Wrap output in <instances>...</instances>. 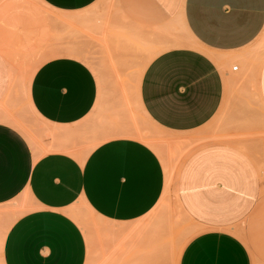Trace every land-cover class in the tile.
<instances>
[{
  "label": "crops",
  "instance_id": "crops-1",
  "mask_svg": "<svg viewBox=\"0 0 264 264\" xmlns=\"http://www.w3.org/2000/svg\"><path fill=\"white\" fill-rule=\"evenodd\" d=\"M80 19L82 48L72 46V37L58 38ZM175 22L203 49L173 45L169 29ZM104 29L113 36L116 70L101 41ZM167 33L175 47L148 63L139 101L153 124L195 142L194 164L183 169L179 186L181 204L203 230L188 242L180 264H253L239 227L264 205L262 164L250 144L240 149L237 141L213 138L232 126L234 116L219 126L225 77L206 51L220 55L228 73L236 57L238 70L250 77L248 55L241 56L264 38V0H0V210L33 207L0 234L3 264H86L87 237L66 212L82 201L115 223L133 222L160 205L165 164L133 130L125 95L113 83L133 76L148 44L159 45ZM75 49L91 64L68 53ZM25 65L39 66L27 97L49 127L37 149L4 120L19 115V108L25 115ZM93 66L101 67L102 91ZM257 67V96L264 104V61Z\"/></svg>",
  "mask_w": 264,
  "mask_h": 264
},
{
  "label": "rangeland",
  "instance_id": "rangeland-1",
  "mask_svg": "<svg viewBox=\"0 0 264 264\" xmlns=\"http://www.w3.org/2000/svg\"><path fill=\"white\" fill-rule=\"evenodd\" d=\"M111 4L113 5L114 2L112 1ZM112 7L113 6L110 8ZM41 8L46 9L43 6H41ZM177 23L180 25V29L176 27ZM177 23L175 22L174 24V33L182 39L184 47L203 49L192 39H188L182 24L179 22ZM81 24V19L78 21H73L72 25H70L68 29H65L61 33L59 32L58 38L60 39L61 37L65 36L72 37L74 42L72 46L82 48L81 44L79 43L82 33ZM86 35H88V33H86ZM168 36V33L165 34L166 39L162 38L159 45L156 43L153 45L148 44L150 49L147 50V58L145 59L144 64H142L143 60H139L140 64L135 65L130 70L134 73L133 76L126 78V81L113 83L114 87L121 89L125 95L123 98V102L126 103L125 109H127L125 113L127 115L128 121H130L132 124L133 130L138 128L142 133L149 136L153 143H155L156 148L151 144L150 146L159 154L161 158L163 154L165 159H167L169 162L171 169L170 171L173 176L169 178L170 185L169 187L167 186V196H165L164 199L160 201V205H157L145 217L138 220H133V222L129 223H115L106 219L103 220L98 215L90 212L85 207L83 202L80 205L70 208L71 210L75 211L76 214L81 216V221L83 223L86 222L85 224L81 222V224L75 220L81 226L87 237L89 254L86 264H180L182 253L188 242L196 234L203 230V226L195 222L194 218L185 209V206L181 204L179 186L180 175L183 169L187 167V165L192 166L194 164V156L190 157V154L192 153L193 147L195 146V142L191 143L192 141L181 140L176 136L164 132L163 129L153 124L147 113L143 111V106L139 101L140 79L148 63L159 53L175 47L169 45ZM187 40H190L191 42H187ZM101 41L103 46L106 48V55L108 57L109 63L114 66L116 61L115 57L113 56V51L110 49L113 43L112 33H107V31L104 29ZM9 52L20 53L21 51L10 49ZM206 52L209 55L213 54L214 59L223 70L225 77V96L223 105L221 107V111H223V113L222 115H219V117H222L217 119L219 126L222 127L225 122L229 120L228 118L231 117V115L234 116L232 118V126L227 131H217L218 133H216L213 138L237 141L239 142L240 149H242L243 143H248L257 149L256 154L258 156V160H260L262 164V170L259 168L258 169L262 179L264 180V104L263 102H259V98L257 96L258 92L256 87H258V79L254 76H248L244 79H240V77L243 76L240 69L234 72L237 73L241 71L240 75L242 76H234V72L232 71L233 65H240V61H238L236 57L230 59V61L233 60V64L230 63L231 71L228 73L227 65L222 62V57L220 55L211 51ZM24 53L25 58H27L26 61L31 62L28 61L29 49L27 48ZM247 55L248 58H250V61H253L255 65L258 64L259 60L264 57V38H262L261 43L255 44L250 52L246 53V55H242V59L244 56L247 57ZM87 61L91 64V60L89 58H87ZM242 62L243 60H241V64ZM34 66L35 65L20 66V72L23 73L22 77L23 81H25V87L23 86V92L26 97L25 115L22 114V109L19 108V115H16L15 117L13 114H9V117L21 121L24 126L28 127L30 131L33 132V135L35 134V138L37 137L36 140L40 141L39 139L44 135L45 131L49 130V127L43 120L34 115L28 106L27 76L30 75V71ZM92 68L97 74L100 90L102 91V89H104L105 82H103L104 77L102 76L101 67L93 66ZM233 76L237 77V79H240L242 85L245 84V87H240L241 84H238V86H236L237 84L234 86L230 85V80L233 79ZM243 80L245 81L244 83ZM130 94L132 97L129 96ZM242 106L245 107L244 110L241 109ZM227 107L229 109L226 111V113H224V110H226ZM223 114L225 118L223 117ZM119 117L120 116L117 113L115 116L116 122L119 121ZM125 117V115L122 116V118ZM214 123H216V120L213 122V124ZM22 132L24 133V131ZM206 135L210 136L209 133ZM208 138H205V140ZM249 156L257 165V158L251 156L250 154ZM187 157L190 158L188 159ZM1 210L0 234L2 231L7 230L8 226L9 228L11 227L13 221L18 215L25 212L21 205H11L8 208H1ZM5 216L8 217L4 218ZM137 226L140 227L141 232L132 233L133 227ZM239 229L242 231L244 242L249 247L253 264H264V205H256L248 217L242 221ZM177 233L178 235L176 236ZM158 249L160 251H158ZM158 252L159 255H157ZM150 260L153 262L151 263ZM0 264H2L1 252Z\"/></svg>",
  "mask_w": 264,
  "mask_h": 264
},
{
  "label": "bare ground",
  "instance_id": "bare-ground-1",
  "mask_svg": "<svg viewBox=\"0 0 264 264\" xmlns=\"http://www.w3.org/2000/svg\"><path fill=\"white\" fill-rule=\"evenodd\" d=\"M174 29H169V34H170V40L171 41H175L174 43H173V45H175V46H180V45H183V41H182V39L178 36V35H176L175 33H174ZM184 32H186V36H187V38L189 39H192L194 42H195V38L194 37H192V35L190 34V32L188 31V30H186L185 29V31ZM160 35H162L161 33H160ZM165 36V35H164ZM156 37H158V36H156ZM160 38H161V36H160ZM164 38V37H163ZM194 38V39H193ZM192 41V42H193ZM187 42H191L190 40H187ZM169 44H170V42H169ZM172 45V46H173ZM197 46V45H196ZM70 55H73V56H76V57H78V58H80V59H83V60H86L87 61V57H85L84 55H82L78 50H71V51H69L68 52ZM10 57V56H9ZM247 60H246V66L249 64V67H248V69H250L249 70V74H251V76H254L255 78H257V75H258V67H257V64L255 65V63H253V61H250V58H246ZM264 61V57H262L260 60H259V62L258 61H256V62H258V64H261L262 62ZM251 64H252V66H251ZM254 65V66H253ZM16 66V65H15ZM14 66V64H13V68L15 69L16 67ZM234 66H236V65H233V67ZM238 66V65H237ZM39 68V66L38 65H35L34 67H32V69H31V71H30V75H28L27 76V78H28V85H27V87H29L30 86V83H31V80H32V77H33V75H34V73L36 72V70ZM248 69H246V70H248ZM16 70V69H15ZM16 71H18V70H16ZM14 74H16V72L14 73ZM242 75H244V74H242ZM242 75H240V76H242ZM247 75V74H246ZM246 75L245 76H242V77H240V79L242 78V79H244V78H246ZM235 76V75H234ZM233 76V79H231V83H232V86H234V85H236V86H238V84H241V86L240 87H245V84L244 85H242V83H241V80L240 79H237V77H234ZM16 77V76H15ZM245 81L243 80V83H244ZM27 83V82H26ZM257 83V82H256ZM138 87V86H137ZM256 88H258V87H256ZM128 99V98H127ZM129 100V99H128ZM28 106H29V108H30V110L32 111V113L34 114V115H36L38 118H40L39 117V115L37 114V112L35 111V109L33 108V106L31 105V103H29L28 102ZM41 119V118H40ZM4 120H6L7 122H9L10 124H12L13 126H16V127H18V129L20 130V131H24V135L25 136H27L28 137V140H30L31 141V143H32V145L37 149V147H38V144H37V140H36V138H35V134L33 135L32 133L33 132H31L30 131V129L28 128V127H26V126H24V124L21 122V121H19V120H17V119H12V118H10V117H8V118H4ZM43 120V119H42ZM147 120V119H146ZM28 128V129H27ZM30 131V132H29ZM128 131V130H127ZM130 132H132V131H130ZM54 134V133H53ZM52 134V135H53ZM121 134H126V132H122ZM139 137L141 138V139H143L144 141H146V142H148V143H150L151 145H153V147H155V143H153V141L148 137V136H146V135H144V134H142V133H140V135H139ZM106 138V137H105ZM155 140V139H154ZM181 142V141H180ZM235 142V141H234ZM178 143V142H177ZM235 144V143H234ZM237 145V144H236ZM162 146V145H161ZM239 147H240V145H238ZM156 148V147H155ZM243 148H244V146H243ZM158 149H160V148H158ZM161 150V149H160ZM164 150V149H163ZM160 152V151H159ZM169 156V155H168ZM162 158H163V162H164V164H165V168H166V171H167V185H166V189H165V192H164V194H163V198L161 199V201L164 199V197L165 196H167L166 194H167V191H168V187H169V185H170V179L169 178H171V176H173L172 175V173H171V169H170V166H169V162L167 161V159H165V157H164V155L162 154ZM168 186V187H167ZM83 203H84V205H85V207L90 211V212H92V213H94V214H96V212L88 205V203L86 202V201H82ZM31 208H33L31 205H29V207L27 206V209H24V210H30ZM1 212H2V210H0ZM25 211V212H26ZM66 212H67V214H69L74 220H76L78 223L80 222H82L81 220V216L79 215V214H76L75 213V211H73V210H71V209H67L66 210ZM96 215H98V214H96ZM99 216V215H98ZM101 219H103L104 220V218H102L101 216H99ZM191 219V218H190ZM107 220V219H106ZM111 222V221H110ZM83 223V222H82ZM81 223V224H82ZM86 223V222H85ZM85 223H83V224H85ZM10 224V223H9ZM8 224V225H9ZM133 231H132V233L133 232H141V230H140V227H133V229H132ZM4 232H5V230H4ZM113 232V231H112ZM7 233V232H6ZM173 233V232H172ZM153 234V233H152ZM141 235V234H140ZM178 235V233L176 234V236ZM176 236H174V237H176ZM5 237H6V235H5ZM156 237V236H155ZM133 238V237H132ZM153 238V237H152ZM3 239H4V235H1V238H0V247L2 246V244H3ZM134 239V238H133ZM157 239V238H156ZM172 239V238H171ZM125 240H127V239H125ZM145 240H146V238H145ZM137 241V240H136ZM139 241V240H138ZM124 242V241H123ZM142 242V241H141ZM153 242V241H152ZM151 242V243H152ZM128 243V242H127ZM145 243V242H144ZM120 244V243H119ZM126 244V243H125ZM149 244V243H148ZM121 246H122V244H121ZM149 246V245H148ZM143 247H144V245H143ZM150 248H153V247H150ZM2 249V248H1ZM174 250V249H173ZM158 251H160L159 249H158ZM143 252H144V249H143ZM171 252V251H170ZM146 254V253H145ZM145 254H143V255H145ZM150 255H152V254H150ZM157 255H159V252H158V254ZM168 255V254H167ZM156 256V255H155ZM150 257V256H149ZM158 257V256H157ZM148 262V261H147ZM150 262H151V260H150ZM153 262V261H152ZM151 262V263H152ZM146 263V262H145ZM155 263V262H154ZM2 264H3V262H2ZM156 264V263H155Z\"/></svg>",
  "mask_w": 264,
  "mask_h": 264
},
{
  "label": "built area",
  "instance_id": "built-area-1",
  "mask_svg": "<svg viewBox=\"0 0 264 264\" xmlns=\"http://www.w3.org/2000/svg\"><path fill=\"white\" fill-rule=\"evenodd\" d=\"M233 70H234V71H237V70H238V66H237V65L234 66V67H233Z\"/></svg>",
  "mask_w": 264,
  "mask_h": 264
}]
</instances>
